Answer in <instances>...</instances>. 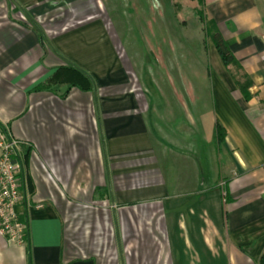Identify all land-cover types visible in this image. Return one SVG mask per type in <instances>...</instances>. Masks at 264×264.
Segmentation results:
<instances>
[{
  "label": "crops",
  "instance_id": "crops-1",
  "mask_svg": "<svg viewBox=\"0 0 264 264\" xmlns=\"http://www.w3.org/2000/svg\"><path fill=\"white\" fill-rule=\"evenodd\" d=\"M143 1L197 42L172 104L148 72L161 45L139 49L121 0H0V126L26 184L25 244L0 235V264H261L264 0ZM102 189L112 222L90 206Z\"/></svg>",
  "mask_w": 264,
  "mask_h": 264
},
{
  "label": "rangeland",
  "instance_id": "rangeland-1",
  "mask_svg": "<svg viewBox=\"0 0 264 264\" xmlns=\"http://www.w3.org/2000/svg\"><path fill=\"white\" fill-rule=\"evenodd\" d=\"M121 2L130 8L126 9L125 12L133 21L130 27L132 31L131 37L133 36L139 49L145 51V49H149L151 46L153 48L156 43L161 45L162 59L159 58L161 60L160 69H158L159 65L156 66L154 59L150 57L152 67L148 69V72L152 76L156 75L157 80L163 84L161 91L162 95H164V100L172 104L176 93L186 92V85L184 86L182 83L185 84L187 80H192L196 83V79H193V76L190 77V72H187L186 69L188 66L189 69L191 68L190 66H194V70L197 69L196 66H198V61L200 60L197 42L191 43L188 39H183L182 34L184 33V29L180 28L181 26H178L176 23L171 5L169 7L168 3L166 4L164 2L163 4V21H161L158 14V7L154 10L152 8L151 10L148 6L149 3L143 0H140V4L136 0H121ZM184 6L178 12L179 19L190 20L192 18L191 9L187 7L186 3H184ZM177 36L183 40L177 39ZM157 47L160 48V46ZM182 85L184 86V90H182ZM97 194L99 195L98 201L92 202L90 206L98 210L100 215L110 214L111 222L114 221L113 212L117 208L110 203L108 193L102 189L97 190ZM111 224L112 226L114 225V223ZM87 230V243L90 244L91 232L89 223ZM114 231V236H117L115 228ZM114 251L117 256V261L120 263V249L115 247ZM99 260H102V264H116V262L107 263L106 260L108 258L106 256L100 257Z\"/></svg>",
  "mask_w": 264,
  "mask_h": 264
},
{
  "label": "built area",
  "instance_id": "built-area-1",
  "mask_svg": "<svg viewBox=\"0 0 264 264\" xmlns=\"http://www.w3.org/2000/svg\"><path fill=\"white\" fill-rule=\"evenodd\" d=\"M17 153V142L0 126V235L13 244L23 245L26 223L18 207L25 201L26 184Z\"/></svg>",
  "mask_w": 264,
  "mask_h": 264
},
{
  "label": "trees",
  "instance_id": "trees-1",
  "mask_svg": "<svg viewBox=\"0 0 264 264\" xmlns=\"http://www.w3.org/2000/svg\"><path fill=\"white\" fill-rule=\"evenodd\" d=\"M200 21L202 19L200 18ZM211 39L214 43V46L216 47L222 61L225 64H235V59L233 55L231 54L228 46L226 45L225 41L222 39L220 34L218 32L211 33ZM67 70H72L71 68H67ZM75 74H73L72 78H70V74H67L68 77V84L73 87H77L82 91L90 90L92 86V80L91 78L86 74L81 72L80 70H74ZM72 79V80H70ZM223 137V133H221L220 130L217 129L216 131V139L218 141H221ZM261 264H264V256L261 259Z\"/></svg>",
  "mask_w": 264,
  "mask_h": 264
}]
</instances>
